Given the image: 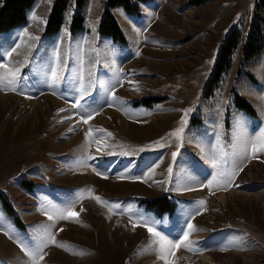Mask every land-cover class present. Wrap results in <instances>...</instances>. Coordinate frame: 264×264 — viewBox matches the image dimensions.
<instances>
[{"label":"rangeland","instance_id":"rangeland-1","mask_svg":"<svg viewBox=\"0 0 264 264\" xmlns=\"http://www.w3.org/2000/svg\"><path fill=\"white\" fill-rule=\"evenodd\" d=\"M255 1L150 0L134 15L114 6L119 43L98 33L105 0H85L73 33L70 1L48 35L53 0H36L23 24L0 31V53L20 44L10 59L0 55L20 68L19 86L0 88V264H165L141 217L172 240L188 223L199 229L189 241L200 251L174 249L175 264H264V150L251 153L264 131V47L239 73L236 50L206 87L225 35L246 32ZM88 112L85 124L77 113ZM237 168L225 188L217 173ZM156 195L164 209L150 206ZM53 206L79 222L50 221ZM48 231L63 246L49 244L42 260L17 242L35 249Z\"/></svg>","mask_w":264,"mask_h":264},{"label":"trees","instance_id":"trees-1","mask_svg":"<svg viewBox=\"0 0 264 264\" xmlns=\"http://www.w3.org/2000/svg\"><path fill=\"white\" fill-rule=\"evenodd\" d=\"M35 1L36 0H2L0 4V31L25 22L26 12ZM70 1L74 3V11L71 16L69 30L73 33L82 29L84 17L81 10L85 0H53L46 21L44 34H53L59 30L63 21V14ZM146 1L148 0H105V7L102 10L98 24L99 34L104 33L109 35L114 41L123 43L125 37L111 13L110 8L120 5L127 13H139V3ZM263 11L264 0H256L246 32L243 34L235 27L227 32L219 48L211 75L207 80V89L216 87L228 73L236 50H240L237 72L261 52L264 46ZM240 104L246 110L251 109L250 104L244 97L240 99ZM164 198V196L153 198L149 204L155 209L159 206H162L161 208L164 209L166 205V202L162 205ZM6 210L8 211V209Z\"/></svg>","mask_w":264,"mask_h":264},{"label":"snow or ice","instance_id":"snow-or-ice-1","mask_svg":"<svg viewBox=\"0 0 264 264\" xmlns=\"http://www.w3.org/2000/svg\"><path fill=\"white\" fill-rule=\"evenodd\" d=\"M25 35L27 36L28 34L25 33ZM31 39H38L37 37H31ZM20 48V44L17 43L15 44V46L11 47L10 49H8L6 52L0 53V55H3L7 58H11L12 55L14 53L17 52V49ZM0 70H4L3 74H0V88H7L8 90H15L16 87L19 86V81H20V68L16 67V68H11L9 67L8 64L5 63H0ZM62 80V77L59 75L58 71H52L51 72V83L53 86H56L57 84H59ZM90 90V89H89ZM112 98L113 100L116 99L115 97V93H112ZM79 100H84V93L81 92L79 98ZM109 106H111V104H109ZM73 107L79 109L81 108V104L79 102L75 103L73 105ZM98 111V110H97ZM78 115H81V119L83 121V123L87 124L88 121L90 119L93 118V116L96 113H92V112H88L86 114H81V113H77ZM183 123V121H182ZM89 136L92 135L91 130L89 131V133L87 134ZM108 135L110 136L111 133H108ZM170 135L172 136H179L180 135V131L178 130L177 132H173L170 133ZM260 144H259V148L257 147V144L255 141H253L251 143V153L255 154L257 151L259 150H264V131L261 132L260 137H258ZM99 150V149H98ZM219 155H217V153H213L211 155V163H212V167L214 169H216L218 167L216 160L219 158L221 160L224 159V152L223 149H219L218 150ZM177 155V153H173V157H175ZM226 162V161H225ZM242 169L237 168L235 171L228 173V172H218L217 175H219L224 181L225 184L223 185L225 188H227L228 186H230L232 184V180L234 178V176L237 174L238 171H240ZM169 171H171V169H169ZM98 175H100L101 173L97 172ZM216 179V177L214 176L211 180L208 181V185L211 186L213 181ZM95 199L97 200V202H101V203H107V202H103L101 201V198L99 197H95ZM202 205L205 204V201H201L200 202ZM52 213L51 215H49L47 212L45 213L48 216V219L50 221H54L57 219H63V220H72L74 222H79L78 221V217H79V213L73 212L71 211L69 208H56L55 206H53L52 209ZM199 214V210H197V213ZM142 223L145 227H147L149 233L154 237L152 243L153 245L156 246V250L158 252L159 258L161 260H163L165 262V264H175V261H172L169 259L170 256L174 255V249H179L180 247H184L190 251H200V249H197L193 246V243L189 241V235L193 230H199L196 229L195 226L191 223H188L186 225V230L182 231V234L179 238H177L176 240H172L169 239L168 237L162 235L159 231L156 230L155 227L151 226V224H154L155 222H149V220L144 219L141 217ZM61 231L63 229H60ZM19 243V246L21 247V249L23 251H25L30 257H32L34 260H42L43 259V252L44 249L47 248L49 246V244H53L56 245L58 247H62V244H57V241L55 240V236L48 231L47 233V239L44 240V242L42 244H40L39 246H37L35 249H32L29 245L25 244L23 241H17Z\"/></svg>","mask_w":264,"mask_h":264},{"label":"bare ground","instance_id":"bare-ground-1","mask_svg":"<svg viewBox=\"0 0 264 264\" xmlns=\"http://www.w3.org/2000/svg\"><path fill=\"white\" fill-rule=\"evenodd\" d=\"M222 192H221V194L218 196L220 199H223L224 197H225V193L223 192V190H221ZM232 192V191H231ZM203 254H205V253H203ZM202 260H203V262H204V264H209L210 263V259H209V257H207V256H203L202 257Z\"/></svg>","mask_w":264,"mask_h":264}]
</instances>
